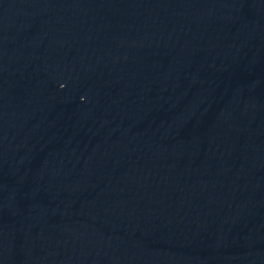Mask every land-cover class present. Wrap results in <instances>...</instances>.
Wrapping results in <instances>:
<instances>
[{"label":"water","instance_id":"95a60500","mask_svg":"<svg viewBox=\"0 0 264 264\" xmlns=\"http://www.w3.org/2000/svg\"><path fill=\"white\" fill-rule=\"evenodd\" d=\"M0 264H264V0H0Z\"/></svg>","mask_w":264,"mask_h":264}]
</instances>
